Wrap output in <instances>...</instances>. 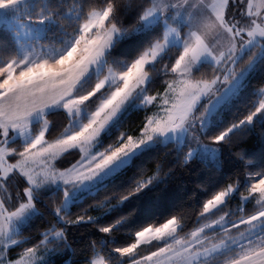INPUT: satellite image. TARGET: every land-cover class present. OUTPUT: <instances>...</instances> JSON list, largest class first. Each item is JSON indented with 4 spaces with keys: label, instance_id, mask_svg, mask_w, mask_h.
Here are the masks:
<instances>
[{
    "label": "snow or ice",
    "instance_id": "6c2138e0",
    "mask_svg": "<svg viewBox=\"0 0 264 264\" xmlns=\"http://www.w3.org/2000/svg\"><path fill=\"white\" fill-rule=\"evenodd\" d=\"M0 264H264V0H0Z\"/></svg>",
    "mask_w": 264,
    "mask_h": 264
},
{
    "label": "trees",
    "instance_id": "16d2710c",
    "mask_svg": "<svg viewBox=\"0 0 264 264\" xmlns=\"http://www.w3.org/2000/svg\"><path fill=\"white\" fill-rule=\"evenodd\" d=\"M162 82L161 84L157 85V88H162ZM256 85L254 84V87ZM247 102V100L245 101ZM54 120L59 121L60 118L59 117H54ZM143 120V114H133V116L131 117V119L129 120L128 124L125 125V127L127 128L129 125L132 126L133 130H135L136 128L139 127L140 123ZM251 146V145H249ZM167 151V150H165ZM157 160H163L165 162V164L167 163V160L164 156V152L159 153L158 157L155 160L149 161L148 162V174H152V169L155 166V163L157 162ZM179 173L182 174H178V176L175 178L177 181V185L178 187H180L181 189L183 188H189L191 189L193 192H200L201 189L198 187L196 181L198 179L196 174H192L190 176V174L187 171L184 170H178ZM210 176L209 174H205L203 176V181L207 184L209 182ZM216 177L214 175L211 176V180H215ZM180 180H184V181H188L191 180L192 183H179ZM227 179H225V183H227ZM211 196V191L207 192V195L201 194L199 197V201L202 203L205 199L209 198ZM100 199H104L103 195H101ZM196 197L189 195L187 197L184 198L183 200V207H180L178 210V215H181L184 217V222L187 225L186 231L190 230L192 227L195 226V219L199 213V208L195 206L196 203ZM94 201H90L89 204H94ZM89 204H86L85 207L89 209V212L91 215L94 216H99L100 212L99 211H94L91 207H89ZM235 206V205H234ZM250 207V206H249ZM80 210L79 209H74L73 210V216H75ZM115 217H113L114 219ZM51 221L50 217H45V221L44 223H49ZM42 229L40 228L39 224L37 225L36 229L33 230L32 235L35 236L39 233V231H41ZM95 229L91 228V227H82L80 228V230L78 232H75L74 235L77 236L78 240H83L85 244L90 243V238H91V233L94 232ZM25 235H28V233H25ZM97 235H101L99 233H97ZM124 233H117L116 234V239L117 240H121L122 241V237L124 236ZM83 248V244L80 245V249ZM13 255H16V253H13ZM77 256H79V250L77 252Z\"/></svg>",
    "mask_w": 264,
    "mask_h": 264
},
{
    "label": "rangeland",
    "instance_id": "374dc122",
    "mask_svg": "<svg viewBox=\"0 0 264 264\" xmlns=\"http://www.w3.org/2000/svg\"><path fill=\"white\" fill-rule=\"evenodd\" d=\"M76 158H78V157H76ZM67 159L68 160H73V157H67Z\"/></svg>",
    "mask_w": 264,
    "mask_h": 264
}]
</instances>
